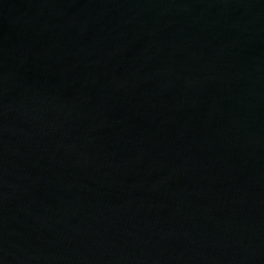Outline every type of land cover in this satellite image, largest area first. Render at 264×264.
Returning a JSON list of instances; mask_svg holds the SVG:
<instances>
[{
  "label": "water",
  "instance_id": "obj_1",
  "mask_svg": "<svg viewBox=\"0 0 264 264\" xmlns=\"http://www.w3.org/2000/svg\"><path fill=\"white\" fill-rule=\"evenodd\" d=\"M0 264H264V0H0Z\"/></svg>",
  "mask_w": 264,
  "mask_h": 264
}]
</instances>
